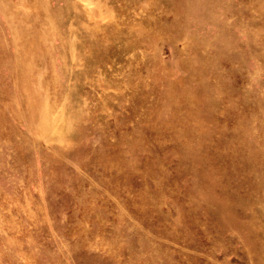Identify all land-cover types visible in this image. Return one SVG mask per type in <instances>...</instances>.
Instances as JSON below:
<instances>
[{"label": "rangeland", "instance_id": "374dc122", "mask_svg": "<svg viewBox=\"0 0 264 264\" xmlns=\"http://www.w3.org/2000/svg\"><path fill=\"white\" fill-rule=\"evenodd\" d=\"M0 264H264V0H0Z\"/></svg>", "mask_w": 264, "mask_h": 264}]
</instances>
